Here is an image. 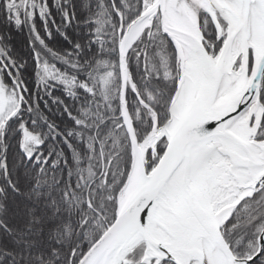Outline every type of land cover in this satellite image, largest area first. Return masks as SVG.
Returning a JSON list of instances; mask_svg holds the SVG:
<instances>
[{"label": "snow or ice", "instance_id": "obj_1", "mask_svg": "<svg viewBox=\"0 0 264 264\" xmlns=\"http://www.w3.org/2000/svg\"><path fill=\"white\" fill-rule=\"evenodd\" d=\"M0 264H264V0H0Z\"/></svg>", "mask_w": 264, "mask_h": 264}, {"label": "trees", "instance_id": "obj_2", "mask_svg": "<svg viewBox=\"0 0 264 264\" xmlns=\"http://www.w3.org/2000/svg\"><path fill=\"white\" fill-rule=\"evenodd\" d=\"M26 40V36L22 33H16L15 34V40H14V43H17V45L19 46V42L20 41H24Z\"/></svg>", "mask_w": 264, "mask_h": 264}]
</instances>
